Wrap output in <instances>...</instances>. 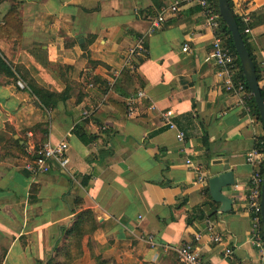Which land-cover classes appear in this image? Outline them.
I'll list each match as a JSON object with an SVG mask.
<instances>
[{
  "label": "crops",
  "instance_id": "obj_1",
  "mask_svg": "<svg viewBox=\"0 0 264 264\" xmlns=\"http://www.w3.org/2000/svg\"><path fill=\"white\" fill-rule=\"evenodd\" d=\"M173 1L0 0V7L7 4L0 18L15 4L21 23L20 40L0 39V52L59 96L40 108L13 81H0V131L7 125L16 139L24 130L28 145L64 140L68 158L63 168L53 162L47 173L31 174L21 158L0 156V264L45 260L59 227L80 209H89L96 222L81 240L87 264L92 255L120 264H180L165 246L189 239L206 220L215 223L221 241L202 235L204 264H264L247 241L245 203L253 169L245 152L264 135L263 125L251 112L248 92L222 88L209 57L213 32L197 5L177 0V11L145 35L149 19ZM228 1L235 15L248 17L250 32L243 37L259 68L264 0ZM142 35L146 52L127 68L128 50ZM137 90L143 96L127 115L123 100ZM83 110L90 115L81 117ZM165 110L174 129L165 125ZM175 130L184 133L181 142ZM227 170L233 182L220 192L230 205L221 210L207 179ZM198 175L205 185L194 183ZM146 234L155 247L143 241Z\"/></svg>",
  "mask_w": 264,
  "mask_h": 264
},
{
  "label": "built area",
  "instance_id": "obj_2",
  "mask_svg": "<svg viewBox=\"0 0 264 264\" xmlns=\"http://www.w3.org/2000/svg\"><path fill=\"white\" fill-rule=\"evenodd\" d=\"M197 5L203 15L206 25L212 30L213 36L210 42L209 57L212 60L216 71L215 74L220 78L222 88L229 93H244V81L236 73L235 56L227 46L222 36V24L218 12L215 10L214 4L209 0H187ZM179 1L174 0L167 8H163L153 17L149 19V27L145 35L159 29L166 14L176 12ZM242 24V34H248L250 29L247 25L248 17L245 14H236ZM188 50L186 44L181 46V51ZM146 52L145 36H138L132 47L129 48L125 58V66L134 69L135 61L143 57ZM18 88H22L23 84L20 80L15 81ZM92 84H89L91 86ZM257 85L264 91V62L259 64ZM249 94V93H248ZM143 96L142 90H137L127 95L123 100L124 109L127 115H130L135 107L136 102ZM246 110L248 108L246 107ZM90 110H83L81 117L85 118L90 115ZM166 127L174 129V124L170 121L171 110H165L162 113ZM174 138L181 142L184 133L181 130H175ZM67 143L64 140L57 142L44 141L37 149L28 148L27 155L22 157V166L31 174L47 173L53 162L63 168L68 158L65 156ZM264 156V141L257 140L253 148L245 152V161L251 165L253 169L248 178V187L246 193V210L249 214V235L248 243L257 250L259 258L264 260V243L262 239V228L260 223V206L259 193L261 182V164ZM187 166H191L189 160H185ZM194 183L205 185L206 180L202 175H198ZM202 235H207L208 240L212 243L221 241L220 235L215 232V223L212 220H206L201 231L194 232L187 240L182 241L176 246H165V249L174 252L177 261L180 264H204L199 256L198 242ZM143 241L150 247L156 246V242L152 234H146ZM223 255L228 257L231 255V249L225 247Z\"/></svg>",
  "mask_w": 264,
  "mask_h": 264
},
{
  "label": "trees",
  "instance_id": "obj_3",
  "mask_svg": "<svg viewBox=\"0 0 264 264\" xmlns=\"http://www.w3.org/2000/svg\"><path fill=\"white\" fill-rule=\"evenodd\" d=\"M156 3V0H152ZM211 3L214 4L215 10L217 11L216 7V0H209ZM228 7L232 12L237 29L242 36L243 42L245 44V48L251 58L254 69L256 79L258 80V65L255 63L252 55L250 54L249 50L246 47V43L244 41V37L242 34V24L239 21L238 17L233 13L232 7L227 0ZM16 12V5L10 4L6 11L0 18V39L5 41H16L18 42L21 37V23L18 19L15 18ZM218 12V11H217ZM222 24V36L229 47L230 51L235 56L236 67L239 68L241 78L244 81L243 75L241 73L238 59L236 53L232 46V41L229 35V32L224 25L223 21L221 20ZM0 74H2L6 78H10L14 84L15 81L20 80L23 84L21 88L24 92L29 94L35 101V104L40 108H49L53 106L56 101L59 99V96L51 91H48L38 84L34 82L31 76L27 73V71L21 66L20 64H13L5 59V57L0 52ZM245 90L249 93V107L251 109L252 114L256 117L258 121L261 122L258 111L254 105L252 96L246 86L244 81ZM261 97L264 101V91L262 88H259ZM262 123V122H261ZM5 128H8L5 125ZM14 133L11 132L6 138L3 137V132L0 131L1 140H4V145L2 144L1 148H5L7 144L11 145L10 148L4 150V153L13 157H25L27 155V140L24 138L17 137L14 139L12 137ZM258 140L264 141V135L259 138ZM76 201H79L78 199ZM96 227V222L92 212L89 209H80L76 212L73 217L71 218L69 224L67 226H60L59 227V238L57 242L54 244L52 249V254L47 257L45 260H35L34 264H68L64 260L76 259L81 255V240L82 237L94 230ZM262 230V229H261ZM0 255L3 254V249L0 250ZM94 264H120L113 259L102 257L100 255H92ZM1 262V257H0Z\"/></svg>",
  "mask_w": 264,
  "mask_h": 264
},
{
  "label": "water",
  "instance_id": "obj_4",
  "mask_svg": "<svg viewBox=\"0 0 264 264\" xmlns=\"http://www.w3.org/2000/svg\"><path fill=\"white\" fill-rule=\"evenodd\" d=\"M216 7L219 17L226 26L233 49L236 53L239 67L243 75L246 86L252 96L254 105L258 111L260 120L264 128V101L261 97L255 69L251 58L245 48L242 36L240 35L232 12L230 11L227 0H216ZM233 182L231 171L227 170L217 175L211 176L207 179L208 193L212 201L220 204V209H228L230 199L221 194L220 189ZM259 206H260V223L262 228V239L264 243V156L261 164V182L259 193Z\"/></svg>",
  "mask_w": 264,
  "mask_h": 264
},
{
  "label": "rangeland",
  "instance_id": "obj_5",
  "mask_svg": "<svg viewBox=\"0 0 264 264\" xmlns=\"http://www.w3.org/2000/svg\"><path fill=\"white\" fill-rule=\"evenodd\" d=\"M1 6V5H0ZM7 6V4H5V5H3V7H0V10L1 11H3V8H5ZM0 11V12H1ZM24 68V67H23ZM3 80H6L7 82H12V80L11 79H9V78H6V77H4L2 74H0V81H3ZM5 128V127H4ZM5 133L3 134V137L4 138H6L11 132H14V131H12V129H11V127H8V128H5V131H4ZM17 135H18V137H20V138H24L25 140H27L29 143H31V136L30 135H26L25 133H24V130H20V131H17ZM1 136L2 135H0V156H8V157H12V158H15V159H17V161H19V158L20 157H13V156H10V155H7L6 153H4V150L5 149H8L7 147H9L10 148V146L11 145H9V144H7L6 145V147L3 149V148H1V146H2V144L4 145V142H2V141H4V140H1ZM41 143H35V144H27V146H29V147H31L32 146V148H34V149H37L38 148V146L40 145ZM28 148V147H27ZM21 159H22V157H21ZM1 249H3V248H1L0 247V250ZM92 257V256H91ZM85 258L83 257V256H81L80 255V257H78V258H76V259H70V260H64L65 262H67L68 264H87V262H86V260H84ZM92 262H93V257H92ZM93 264H94V262H93Z\"/></svg>",
  "mask_w": 264,
  "mask_h": 264
}]
</instances>
